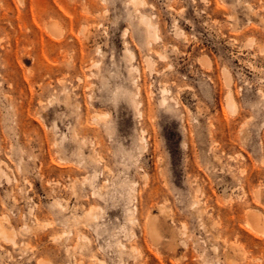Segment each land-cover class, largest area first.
I'll return each mask as SVG.
<instances>
[{
	"label": "rangeland",
	"instance_id": "obj_1",
	"mask_svg": "<svg viewBox=\"0 0 264 264\" xmlns=\"http://www.w3.org/2000/svg\"><path fill=\"white\" fill-rule=\"evenodd\" d=\"M145 1L0 0V264H264V0Z\"/></svg>",
	"mask_w": 264,
	"mask_h": 264
},
{
	"label": "bare ground",
	"instance_id": "obj_2",
	"mask_svg": "<svg viewBox=\"0 0 264 264\" xmlns=\"http://www.w3.org/2000/svg\"><path fill=\"white\" fill-rule=\"evenodd\" d=\"M132 3L134 4V6H136V7H141V8H147V3H146V1L145 0H132ZM247 10L249 11V12H251V13H253L254 14V12H253V8L250 6V5H247ZM86 10H87V8H86ZM141 14V21L143 22V24L146 26V28L148 29V33H149V35H151V36H154L155 37V40H159L160 38L159 37H157V28H156V26H154L153 24H152V22H151V19L147 16V15H145V14H143V13H140ZM89 38V37H88ZM160 58H162V59H164L165 57L163 56V55H160ZM166 59V58H165ZM94 66H96V65H94ZM139 91H140V87L138 86V93H139ZM166 92H168V91H166ZM167 94H165L164 96H166ZM233 96H232V93H230L229 94V96L227 97L228 98V104H229V106H230V108H234V98H232ZM264 97V96H263ZM234 100V101H233ZM161 102V101H160ZM162 103L163 104H165L166 103V100L163 98V101H162ZM177 103V102H176ZM161 104V103H160ZM140 105H142V102H140L139 103V105H137L136 106V108L138 109V107H140ZM79 106V105H78ZM77 105H76V108L78 109L79 107H78ZM150 111H151V109H150ZM98 115H100V114H98ZM107 115V114H106ZM139 115L142 117L143 116V111L142 110H139ZM108 116V115H107ZM93 120L94 121H99L100 120V117L99 116H97V114L95 115V117L93 118ZM142 131V130H141ZM143 132V134L145 133V130L144 131H142ZM146 134V133H145ZM145 141V140H144ZM147 177V176H146ZM88 215L87 216H91V211H89L88 213H87ZM6 218V217H5ZM93 218H94V216H93ZM254 219L256 220L257 218L256 217H254ZM152 227V226H151ZM153 227H155V226H153ZM152 229V228H151ZM64 235V234H63ZM62 235V236H63ZM0 237H2L3 239H5V240H7V241H11V242H13V244H16L15 243V234L13 233V231L11 232V231H9V230H7L4 226H3V224H2V222H0Z\"/></svg>",
	"mask_w": 264,
	"mask_h": 264
}]
</instances>
